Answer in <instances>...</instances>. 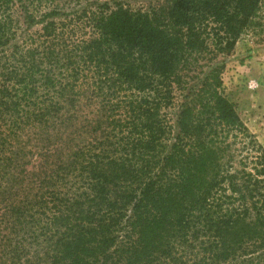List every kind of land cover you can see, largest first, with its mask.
<instances>
[{
  "label": "trees",
  "instance_id": "obj_1",
  "mask_svg": "<svg viewBox=\"0 0 264 264\" xmlns=\"http://www.w3.org/2000/svg\"><path fill=\"white\" fill-rule=\"evenodd\" d=\"M0 0V264H264V145L219 58L264 0Z\"/></svg>",
  "mask_w": 264,
  "mask_h": 264
},
{
  "label": "rangeland",
  "instance_id": "obj_2",
  "mask_svg": "<svg viewBox=\"0 0 264 264\" xmlns=\"http://www.w3.org/2000/svg\"><path fill=\"white\" fill-rule=\"evenodd\" d=\"M133 9H158L166 19L169 1L131 0ZM262 28L249 31L235 49L219 58L225 63L223 81L228 97L250 131L264 145V1L261 10Z\"/></svg>",
  "mask_w": 264,
  "mask_h": 264
}]
</instances>
